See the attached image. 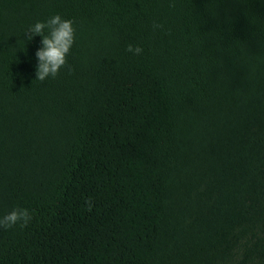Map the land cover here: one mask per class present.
Returning a JSON list of instances; mask_svg holds the SVG:
<instances>
[{"label":"trees","instance_id":"16d2710c","mask_svg":"<svg viewBox=\"0 0 264 264\" xmlns=\"http://www.w3.org/2000/svg\"><path fill=\"white\" fill-rule=\"evenodd\" d=\"M57 14L75 42L36 80ZM15 208L0 264H264V0H0Z\"/></svg>","mask_w":264,"mask_h":264},{"label":"clouds","instance_id":"9594fccd","mask_svg":"<svg viewBox=\"0 0 264 264\" xmlns=\"http://www.w3.org/2000/svg\"><path fill=\"white\" fill-rule=\"evenodd\" d=\"M154 29L162 27L154 24ZM47 29V34H45ZM28 40H32L36 35L43 37L42 47L36 52L39 61L36 71V80L44 81L52 77L55 78L61 68L66 66L67 55L75 42V29L73 21L64 19L59 14L51 16L46 22L37 21L25 32ZM127 51L136 55L142 53L139 46L128 45ZM91 205H89L90 209ZM33 215L27 208H15L11 212L0 216V228L10 229L19 225L21 228L27 227L32 221Z\"/></svg>","mask_w":264,"mask_h":264}]
</instances>
